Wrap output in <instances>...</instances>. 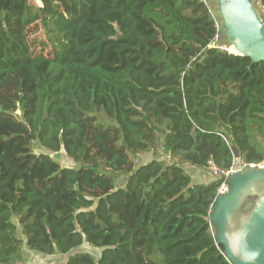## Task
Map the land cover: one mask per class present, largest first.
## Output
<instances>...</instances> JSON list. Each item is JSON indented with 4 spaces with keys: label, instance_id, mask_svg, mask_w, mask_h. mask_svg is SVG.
I'll list each match as a JSON object with an SVG mask.
<instances>
[{
    "label": "trees",
    "instance_id": "obj_1",
    "mask_svg": "<svg viewBox=\"0 0 264 264\" xmlns=\"http://www.w3.org/2000/svg\"><path fill=\"white\" fill-rule=\"evenodd\" d=\"M218 34L202 0H0V264H231L206 166L264 161V62Z\"/></svg>",
    "mask_w": 264,
    "mask_h": 264
},
{
    "label": "water",
    "instance_id": "obj_2",
    "mask_svg": "<svg viewBox=\"0 0 264 264\" xmlns=\"http://www.w3.org/2000/svg\"><path fill=\"white\" fill-rule=\"evenodd\" d=\"M216 3L225 36L236 54L264 62V24L250 0ZM234 157L239 158L236 151ZM227 185L209 215L215 242L231 264H264V168L246 166L229 177Z\"/></svg>",
    "mask_w": 264,
    "mask_h": 264
},
{
    "label": "built area",
    "instance_id": "obj_3",
    "mask_svg": "<svg viewBox=\"0 0 264 264\" xmlns=\"http://www.w3.org/2000/svg\"><path fill=\"white\" fill-rule=\"evenodd\" d=\"M206 2L205 0H202ZM257 13L264 16V7L261 5L260 0H250ZM246 166L251 168H264V161L259 164H246L239 158H233L232 164L228 168L217 167L212 161H208L206 169L209 173L210 178H215L220 181V185L217 189V197L227 192L228 185L227 179L235 173L241 172ZM25 264V263H22Z\"/></svg>",
    "mask_w": 264,
    "mask_h": 264
},
{
    "label": "rangeland",
    "instance_id": "obj_4",
    "mask_svg": "<svg viewBox=\"0 0 264 264\" xmlns=\"http://www.w3.org/2000/svg\"><path fill=\"white\" fill-rule=\"evenodd\" d=\"M206 4L208 5L209 9L211 10V12L215 15V20L218 26V30H219V34L218 37L215 40L214 46L220 48V49H227L228 51L231 50V47L228 48L230 46V43L228 41V39L225 36L224 33V29L221 23V19H220V15H219V11L217 9V4H216V0L215 3L210 4V2L208 0H205ZM216 4V5H215ZM259 18L261 19V21L264 24V16H262V14L257 13ZM260 140H262L263 142V149H264V137H261ZM33 148L35 153L38 152H43V150L39 147L38 144L34 143L33 144ZM54 160L58 161L61 163V165L63 166H70V164L68 163V161L66 160L64 154L62 152L56 153V154H51L50 155ZM150 159V157H145V156H141L140 157V163L145 162L146 160ZM74 167H78V164L73 165Z\"/></svg>",
    "mask_w": 264,
    "mask_h": 264
},
{
    "label": "crops",
    "instance_id": "obj_5",
    "mask_svg": "<svg viewBox=\"0 0 264 264\" xmlns=\"http://www.w3.org/2000/svg\"><path fill=\"white\" fill-rule=\"evenodd\" d=\"M210 4L215 3V0H208ZM216 5V4H215ZM27 261L25 264H62L65 261L64 256L56 255L51 257L37 256L32 253L26 255Z\"/></svg>",
    "mask_w": 264,
    "mask_h": 264
},
{
    "label": "bare ground",
    "instance_id": "obj_6",
    "mask_svg": "<svg viewBox=\"0 0 264 264\" xmlns=\"http://www.w3.org/2000/svg\"><path fill=\"white\" fill-rule=\"evenodd\" d=\"M230 47H231V45H230ZM229 53H232V54H235V55H237L236 54V52L233 50V48L231 47V50L230 51H228Z\"/></svg>",
    "mask_w": 264,
    "mask_h": 264
}]
</instances>
